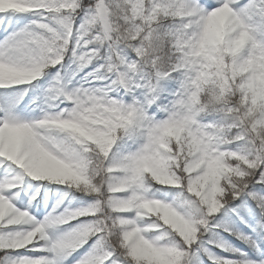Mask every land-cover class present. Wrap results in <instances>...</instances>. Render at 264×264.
<instances>
[{
    "label": "snow or ice",
    "instance_id": "1",
    "mask_svg": "<svg viewBox=\"0 0 264 264\" xmlns=\"http://www.w3.org/2000/svg\"><path fill=\"white\" fill-rule=\"evenodd\" d=\"M0 264H264V0H0Z\"/></svg>",
    "mask_w": 264,
    "mask_h": 264
}]
</instances>
